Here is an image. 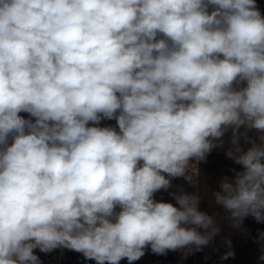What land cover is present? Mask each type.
<instances>
[{"label":"clouds","instance_id":"clouds-1","mask_svg":"<svg viewBox=\"0 0 264 264\" xmlns=\"http://www.w3.org/2000/svg\"><path fill=\"white\" fill-rule=\"evenodd\" d=\"M228 132L242 170L212 197L241 229L264 222L256 0H0V264H41L37 248L96 264L199 251L220 224L171 181L193 185ZM174 187L175 205L154 199Z\"/></svg>","mask_w":264,"mask_h":264},{"label":"rangeland","instance_id":"rangeland-1","mask_svg":"<svg viewBox=\"0 0 264 264\" xmlns=\"http://www.w3.org/2000/svg\"><path fill=\"white\" fill-rule=\"evenodd\" d=\"M257 6L262 15H264V0H256ZM25 119H34L28 113H20ZM101 127H116V121L103 119L100 122ZM118 130V129H117ZM243 131V128L241 129ZM249 136L255 137L257 133L253 130L248 133ZM231 132L225 134L223 147L214 148L205 161L192 164L189 168V175L192 177L193 185L189 184L183 177L172 179V184L183 188L185 192H198L204 199H201L200 210L209 215H215L217 222L220 224L221 231L215 236L208 245L203 246L199 251L193 250L188 253L187 249L168 251L164 255H157L151 251L150 246L144 249L145 254L131 264H263L264 260H260L261 249L256 241L245 233L249 232L255 225L261 224L253 217H246L241 225V229L232 228L226 220V213L223 209L214 204L212 192L218 188L220 179L223 176H233L234 171L242 170V166L234 162V160L226 157L225 152L230 147ZM241 145L246 149L250 147L243 139ZM176 191V187L170 188L168 191L161 189L154 193V199L157 201L170 202L176 204L173 197L169 194ZM119 209H117L118 211ZM264 223V222H262ZM225 239L231 241V248L225 243ZM258 245V246H257ZM194 247V246H193ZM233 251L234 256L223 259L228 251ZM37 251H40L37 248ZM68 252H75L68 249L57 248L49 253H44L47 264H69ZM37 255V254H36ZM86 264H96L95 260L85 259ZM119 264H129L126 258L122 259Z\"/></svg>","mask_w":264,"mask_h":264},{"label":"trees","instance_id":"trees-1","mask_svg":"<svg viewBox=\"0 0 264 264\" xmlns=\"http://www.w3.org/2000/svg\"><path fill=\"white\" fill-rule=\"evenodd\" d=\"M258 232H264V223L261 222V224L255 225L253 228L250 229L249 232H246L245 234L247 236H250L252 238V240L255 241V238L257 237ZM258 247H260V246H258ZM34 254L35 255L37 254L41 264H47L46 257H45L43 252L37 251V249H34ZM68 255L70 256L68 258L69 264H86L85 263V257L83 256L82 253H79V252H68ZM263 264H264V261H263Z\"/></svg>","mask_w":264,"mask_h":264}]
</instances>
